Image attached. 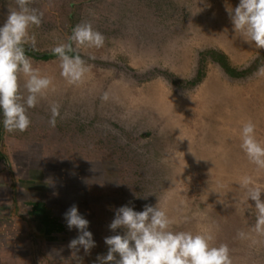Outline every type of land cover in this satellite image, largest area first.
I'll return each instance as SVG.
<instances>
[{"label":"rangeland","instance_id":"rangeland-1","mask_svg":"<svg viewBox=\"0 0 264 264\" xmlns=\"http://www.w3.org/2000/svg\"><path fill=\"white\" fill-rule=\"evenodd\" d=\"M226 4L239 0H33L44 16L30 30L36 46L28 50L51 52L82 22L106 40L81 50L90 72L78 85L60 75L56 56L28 54L55 91L28 110L26 132H6L0 113L9 154L8 166L0 164V264H96L107 254L105 237L123 234L109 227L116 210L158 201L176 230L212 231L233 264H264V235L251 232L254 201L241 203L236 183L248 175L264 187V171L249 163L239 138L252 120L264 141V79L255 75L264 49L235 34ZM9 7L14 0H0V26ZM211 48L240 69L259 63L235 78L208 58L203 79L190 85L201 52ZM53 103L60 105L55 127ZM221 184L220 196L213 189ZM73 205L90 222V254L68 247L79 235L64 215ZM238 230L249 238L239 239Z\"/></svg>","mask_w":264,"mask_h":264},{"label":"clouds","instance_id":"clouds-1","mask_svg":"<svg viewBox=\"0 0 264 264\" xmlns=\"http://www.w3.org/2000/svg\"><path fill=\"white\" fill-rule=\"evenodd\" d=\"M14 2L16 7H9L7 19L0 26V113L6 132L23 133L32 123L28 110L35 108L50 91H55V86L53 78L42 74L26 54V47L36 46V36L30 30L42 24L44 13L30 7L33 0ZM226 11L235 34L257 50L264 49V0H239L234 8L226 4ZM105 40L106 37L90 22H82L74 26L67 42L58 43L51 49L59 60L60 75L67 84L83 83L90 72V66L80 55L81 50L102 48ZM90 58L95 59L94 56ZM255 75L264 79V65L258 67ZM101 99L107 101L109 94L105 92ZM59 109V104L51 105L49 123L52 127L56 126L60 116ZM239 138L240 148L249 163L258 173L264 171V141L258 139L257 125L252 120L242 123ZM236 183L243 190L240 202L247 205L254 201L256 221L251 232L264 235V187L248 175L240 177ZM223 188L221 184L213 191L221 196ZM219 202L225 204L223 200L219 199ZM64 215L69 229L79 230L78 237L72 239L68 247L75 253L83 248L90 254L96 246L93 233L88 230L90 222L76 205ZM176 224L159 201L156 205L146 204L142 211L121 206L109 227L114 232L123 229V234L105 237L108 251L106 255H98L96 264H233L228 245H217L212 231L176 230ZM249 236L250 232H237L239 239Z\"/></svg>","mask_w":264,"mask_h":264},{"label":"trees","instance_id":"trees-1","mask_svg":"<svg viewBox=\"0 0 264 264\" xmlns=\"http://www.w3.org/2000/svg\"><path fill=\"white\" fill-rule=\"evenodd\" d=\"M26 54L28 55H32V56H35L36 58H42V59H50V58H53L55 55H53L52 52H49V53H39L35 50H28L26 48ZM80 55L82 56V54L80 53ZM210 58L212 60H214L215 62H218L222 68L232 77H243V76H246L248 74H250L251 72H253L255 70V68L257 67V63L258 60L256 61L257 63L255 65H251L245 69H240L238 68L236 65L232 64V62L230 61V58L229 56L221 51V50H218V49H207L205 51H202L201 52V64L198 68V72H197V76L195 77V79L191 80L189 83L190 85H194L198 82H200L202 79H203V76L205 75V62L206 60ZM3 128L1 127L0 125V164H7L6 166H8L9 164V154H8V151L6 149V144L5 142L3 141ZM17 177L16 176H13L12 177V185H16L17 183Z\"/></svg>","mask_w":264,"mask_h":264},{"label":"bare ground","instance_id":"bare-ground-1","mask_svg":"<svg viewBox=\"0 0 264 264\" xmlns=\"http://www.w3.org/2000/svg\"><path fill=\"white\" fill-rule=\"evenodd\" d=\"M218 83L220 84V83H222V82L219 80V82H218ZM217 85H218V84H217Z\"/></svg>","mask_w":264,"mask_h":264}]
</instances>
